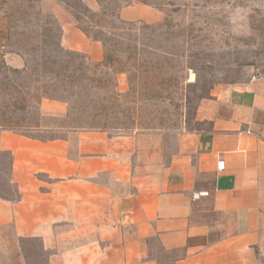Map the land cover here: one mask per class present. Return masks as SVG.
<instances>
[{
	"label": "rangeland",
	"instance_id": "1",
	"mask_svg": "<svg viewBox=\"0 0 264 264\" xmlns=\"http://www.w3.org/2000/svg\"><path fill=\"white\" fill-rule=\"evenodd\" d=\"M254 78H264V0H0V131H103L129 139L136 165L162 168L206 128L203 101ZM0 198H16L6 155ZM3 236L13 243L10 229ZM20 246L26 264H46L38 241ZM175 257L154 241L144 256Z\"/></svg>",
	"mask_w": 264,
	"mask_h": 264
},
{
	"label": "crops",
	"instance_id": "2",
	"mask_svg": "<svg viewBox=\"0 0 264 264\" xmlns=\"http://www.w3.org/2000/svg\"><path fill=\"white\" fill-rule=\"evenodd\" d=\"M197 119L206 128L162 168L136 165L129 139L103 131H0L16 190L0 198V264H26L24 240L38 241L46 264H148L151 241L176 255L166 264H264V78L216 91Z\"/></svg>",
	"mask_w": 264,
	"mask_h": 264
},
{
	"label": "built area",
	"instance_id": "3",
	"mask_svg": "<svg viewBox=\"0 0 264 264\" xmlns=\"http://www.w3.org/2000/svg\"><path fill=\"white\" fill-rule=\"evenodd\" d=\"M217 167H218V170H222L223 167H224V165H223V163L221 162V163H218Z\"/></svg>",
	"mask_w": 264,
	"mask_h": 264
},
{
	"label": "trees",
	"instance_id": "4",
	"mask_svg": "<svg viewBox=\"0 0 264 264\" xmlns=\"http://www.w3.org/2000/svg\"><path fill=\"white\" fill-rule=\"evenodd\" d=\"M83 31V30H82ZM86 35H87V33L85 32V31H83Z\"/></svg>",
	"mask_w": 264,
	"mask_h": 264
}]
</instances>
